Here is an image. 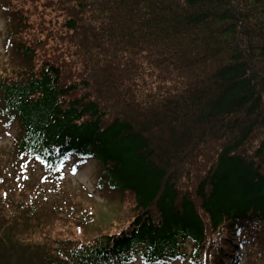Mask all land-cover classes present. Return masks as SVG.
Here are the masks:
<instances>
[{
    "label": "trees",
    "instance_id": "1",
    "mask_svg": "<svg viewBox=\"0 0 264 264\" xmlns=\"http://www.w3.org/2000/svg\"><path fill=\"white\" fill-rule=\"evenodd\" d=\"M49 4L59 22L2 0L0 116L18 131L1 165L38 161L52 183L0 186V264H226L242 245L264 264V0ZM61 32L81 63L66 77L39 58ZM70 157L116 201L50 173Z\"/></svg>",
    "mask_w": 264,
    "mask_h": 264
},
{
    "label": "rangeland",
    "instance_id": "2",
    "mask_svg": "<svg viewBox=\"0 0 264 264\" xmlns=\"http://www.w3.org/2000/svg\"><path fill=\"white\" fill-rule=\"evenodd\" d=\"M18 1V0H16ZM51 0H29V3L37 7L38 10L43 9L44 13V18L46 20L51 19L59 22L60 20V13L57 11H54V7L49 4ZM6 3V0H5ZM8 15L4 14L3 11V5H2V0H0V76H3L2 71L5 69V64L8 62H5L6 59L8 58V55L10 54L9 48L7 49L6 46V41H5V34L7 32V20ZM32 22V21H31ZM40 20L38 18L33 17V22L35 24H39L40 26H43L42 24L39 23ZM64 32H61L56 35L54 33V36L51 38L44 40V37L41 38V42H43V45H41V51H39V58L41 61H46L49 64H54L59 70L60 73L63 72V76L66 77V75L73 74L74 69L80 68L81 63L78 57H72V52H75V50L71 47L72 45L69 43V41H66L63 38ZM73 61L76 62V66L73 65ZM64 77V78H65ZM17 132V127L13 125L11 128L7 127L5 125V121L1 120L0 118V165L5 164L7 161V157L9 154V151L11 149V142L13 141L12 139L14 138L15 134ZM2 154V155H1ZM79 173L74 176V178H70V181H67L65 183L66 188L68 187L70 190L73 188L77 189L79 185L85 186L84 188L86 191L92 194L95 199L99 203L97 206L99 208L101 202H110V201H116V197L111 198L107 200V196L104 193H101L97 191L96 189V166L93 165L92 163L86 164L85 166L79 168ZM187 171V168L184 166H168L166 168V173L167 174H172V173H178V174H186V172H181V171ZM28 176L30 180L26 183V186L35 184L39 182V169L37 165L29 166L27 169ZM190 173V171H189ZM3 174L7 175L4 171L0 170V176ZM189 178V177H188ZM187 179V178H186ZM12 186L14 187V183L12 181ZM82 186V187H83ZM19 187V186H18ZM182 187L188 188V185H182ZM21 190V191H20ZM17 190V192L21 195H27L29 191L25 189H20ZM78 192V191H77ZM13 196H16L15 194ZM111 203V202H110ZM96 207V208H97ZM97 208V209H98ZM103 216H107L106 212L100 211ZM99 212V213H100ZM98 213V212H97ZM57 236H52L50 239L56 238ZM253 254L255 255V250L249 247H243L240 249V255H239V261L237 264H255L258 261L252 262L253 259ZM134 264H140L139 262H136Z\"/></svg>",
    "mask_w": 264,
    "mask_h": 264
}]
</instances>
